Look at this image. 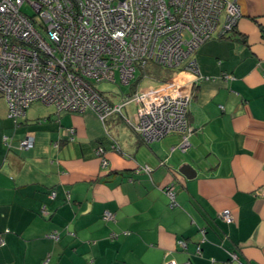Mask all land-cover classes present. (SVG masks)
<instances>
[{
  "label": "crops",
  "instance_id": "1",
  "mask_svg": "<svg viewBox=\"0 0 264 264\" xmlns=\"http://www.w3.org/2000/svg\"><path fill=\"white\" fill-rule=\"evenodd\" d=\"M239 8L236 28L193 55L209 79L191 90L185 152L178 133L144 143L121 116L102 123L90 109L58 113L36 101L15 123L0 95V264H264V0H239ZM28 133L33 146L19 149ZM223 209L234 222L219 217ZM105 211L115 219L104 220Z\"/></svg>",
  "mask_w": 264,
  "mask_h": 264
},
{
  "label": "built area",
  "instance_id": "2",
  "mask_svg": "<svg viewBox=\"0 0 264 264\" xmlns=\"http://www.w3.org/2000/svg\"><path fill=\"white\" fill-rule=\"evenodd\" d=\"M240 16L239 0H0V95L7 116L16 123L36 101L58 113L90 109L102 123L117 114L144 143L180 134L176 148L184 152L194 132L187 120L192 87L201 78L209 79L200 74L192 56L214 34L234 30ZM148 62L174 71L173 76L154 85L138 83L117 101L93 85L119 81L130 86L136 70ZM175 68L192 79L179 81ZM127 106L133 107V117L124 111ZM67 133L72 139L75 130L68 128ZM115 143L113 148L120 151ZM33 144L28 133L18 147L27 150ZM96 155L106 167L105 151L98 148ZM136 171L149 174L152 168L138 165ZM165 190L169 206H175L173 185ZM259 195L264 198V187ZM219 217L226 223L235 220L229 209ZM103 219L114 220L115 215L105 211ZM49 236L58 238L56 232ZM4 244L0 234V247ZM230 259L238 261L234 253Z\"/></svg>",
  "mask_w": 264,
  "mask_h": 264
},
{
  "label": "rangeland",
  "instance_id": "3",
  "mask_svg": "<svg viewBox=\"0 0 264 264\" xmlns=\"http://www.w3.org/2000/svg\"><path fill=\"white\" fill-rule=\"evenodd\" d=\"M24 10L26 12H28L29 14H32L33 13L32 10L30 8H28V7H24ZM174 70L175 71H179L178 68H175ZM173 72L174 71H172V74H173ZM139 76H140V71L139 70H136V72H135V79H137ZM179 77H180V80H184L186 78V76L183 75V74L179 75ZM135 79L131 83H133L135 81ZM118 82L119 81H117L116 83H113V82H99V83H95L94 82L93 85L96 87V89H98L99 91H101L102 94H104L109 100H111V101H117V100L120 99L121 93L122 92H127V90H129V87H130L129 84L128 85H124V84L119 85ZM139 83L142 86H148V85H152V84L154 85V84H156L157 81L155 79H153V78L150 77V78L140 79V82ZM44 105H46V104H44ZM129 107L128 106L125 107L124 108V111L126 112V114L128 116H132V115L134 116L135 113H134L133 107L131 106V109H132L131 110V113H129ZM133 121H134V119H133ZM121 128H124V131L125 132H129V129L126 126L122 125ZM161 140H163V139H161ZM170 153H172L171 152V149H170Z\"/></svg>",
  "mask_w": 264,
  "mask_h": 264
},
{
  "label": "trees",
  "instance_id": "4",
  "mask_svg": "<svg viewBox=\"0 0 264 264\" xmlns=\"http://www.w3.org/2000/svg\"><path fill=\"white\" fill-rule=\"evenodd\" d=\"M233 31V30H232ZM231 32V31H230ZM230 32H228L227 34H225V35H222V36H218L217 34H214L213 36H211V38H218V39H222V38H225V37H227V35L230 33ZM194 55V54H193ZM192 58H194L193 56H192ZM144 75H148L149 77H151V78H153V79H155L156 81L158 80H166V79H168L171 75H172V70H170V69H167V68H165V67H162V66H160V65H158V64H156V63H154V62H148L147 64H146V66L144 67V69H142L141 71H140V76L137 78V79H135V81L133 82V83H131L130 84V87H129V91L126 93V94H129V93H131V92H133L134 91V89L136 88V86L138 85V83L140 82V79H142V77L144 76ZM139 136V135H138ZM139 138H140V136H139ZM140 140L142 141V139L140 138ZM116 141H113V145L114 144H116L115 143ZM143 142V141H142ZM113 145H112V147H113ZM98 148H102L104 151H105V149L103 148V147H98ZM98 148H96V150L98 149ZM96 150H95V153H96ZM181 151V150H180ZM186 151V150H185ZM184 151V152H185ZM181 152H183V151H181ZM161 162H164L163 160H161ZM164 164V163H163ZM161 165V164H160ZM152 172V171H151ZM150 172V173H151ZM145 173V172H144ZM150 173L148 174V173H146V174H148V175H150ZM169 185V184H168ZM173 185V184H172ZM167 186H165V188H166ZM165 188H164V192H165V194H166V190H165ZM173 190H174V193H175V189H174V186H173ZM166 196H167V194H166ZM167 198H168V205H170V198L167 196ZM175 200V199H174ZM175 203H176V200H175ZM176 205H177V203H176ZM174 207V206H173ZM102 218H103V215H102ZM105 220V219H104ZM106 221H108V220H106ZM54 240H56L57 238H53Z\"/></svg>",
  "mask_w": 264,
  "mask_h": 264
},
{
  "label": "water",
  "instance_id": "5",
  "mask_svg": "<svg viewBox=\"0 0 264 264\" xmlns=\"http://www.w3.org/2000/svg\"><path fill=\"white\" fill-rule=\"evenodd\" d=\"M179 171L187 178L193 177L195 175L194 169L189 164H183Z\"/></svg>",
  "mask_w": 264,
  "mask_h": 264
}]
</instances>
